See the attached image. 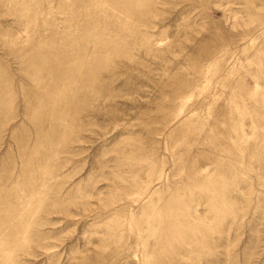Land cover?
Returning a JSON list of instances; mask_svg holds the SVG:
<instances>
[{
    "label": "rangeland",
    "instance_id": "rangeland-1",
    "mask_svg": "<svg viewBox=\"0 0 264 264\" xmlns=\"http://www.w3.org/2000/svg\"><path fill=\"white\" fill-rule=\"evenodd\" d=\"M0 264H264V0H0Z\"/></svg>",
    "mask_w": 264,
    "mask_h": 264
}]
</instances>
